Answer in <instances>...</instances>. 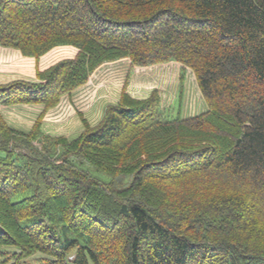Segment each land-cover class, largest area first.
<instances>
[{"label":"trees","instance_id":"16d2710c","mask_svg":"<svg viewBox=\"0 0 264 264\" xmlns=\"http://www.w3.org/2000/svg\"><path fill=\"white\" fill-rule=\"evenodd\" d=\"M0 46L78 50L0 85V104L43 106L29 132L0 117V264H264V0H0ZM123 58L180 63V90L190 69L206 110L122 92L73 139L42 131Z\"/></svg>","mask_w":264,"mask_h":264},{"label":"rangeland","instance_id":"374dc122","mask_svg":"<svg viewBox=\"0 0 264 264\" xmlns=\"http://www.w3.org/2000/svg\"><path fill=\"white\" fill-rule=\"evenodd\" d=\"M61 47L57 49V54L59 55L58 60L53 59L52 64L61 60V59H70L73 58L76 53L77 49L73 46ZM20 52V51H19ZM46 54V53H45ZM44 55V54H43ZM41 57V56H40ZM29 59L28 61L25 60L24 62L19 61L20 63L14 67L13 65L12 70H10V74L7 71L4 72L2 67H11L9 65L4 66L2 60L0 59V74L8 75L10 77H14L13 79L6 80L0 82L1 84H7L9 82L15 80H25V81H37L36 78V70H44L47 67L39 68L37 63L40 59ZM57 59V58H56ZM17 61V60H16ZM15 63V62H14ZM43 65V64H42ZM27 69H26V68ZM28 67H32L29 68ZM137 67H145L144 69L137 70ZM181 65H177L175 62L170 63H162V64H154L149 66H131L130 62L127 59H119L115 61L105 62L98 66L88 77L87 81L78 86L68 94L62 95L58 101V103L54 106L49 108L47 111L43 113L41 117V129L45 134H49L51 136H64L68 139L69 138L66 134L71 131V121L73 119L79 120L81 125H83V121H87L89 124V106L94 102L96 99H103L104 102L108 104L117 103L120 94L122 92H126L131 96L130 93L127 92V85L128 81L126 79H130L131 76L139 72L140 74H149L151 75L152 72H156L159 70L160 72L164 71L163 77L167 75L170 79L169 83L164 90L161 88L160 85H148L145 84L147 90L151 92L152 89H157L160 99H161V106L165 109V115L167 117H175L180 115L181 117L185 116H194L202 112V108L198 106V100L202 98L201 94H199V89L196 85L195 78L193 73L190 69H186L185 71V80L182 84V90H180L179 85V73L181 70ZM176 70V77L174 81V88L172 89V77L174 75V70ZM2 69V70H1ZM31 70V71H30ZM28 74V75H27ZM105 83V85H104ZM164 83V80H163ZM101 87V88H100ZM149 87V88H148ZM109 88V89H108ZM108 89V90H107ZM144 88L137 87V90L144 91ZM160 89V91H159ZM107 90V91H106ZM109 91H113V95ZM163 91L166 92V98L163 94ZM118 92L117 100L114 103H109L114 100L115 93ZM149 92V93H150ZM172 94H175L172 95ZM133 97V96H131ZM135 98V97H133ZM140 99V98H138ZM173 102L170 107H168V101ZM203 99V98H202ZM205 101L203 100V103ZM107 104V105H108ZM0 117L3 121L9 125L10 127L23 131L29 132L32 125L38 119L39 115L43 110V106L41 105L39 109L35 108V104H26V103H15L4 105L0 104ZM39 105V104H37ZM166 106V107H165ZM206 110V107L204 111ZM96 123V122H95ZM9 250H13L9 248ZM42 256L39 253H35L30 257L24 259L23 264H40V258ZM12 262L9 261L8 263ZM20 264V263H19ZM22 264V262H21Z\"/></svg>","mask_w":264,"mask_h":264},{"label":"crops","instance_id":"0c3cea01","mask_svg":"<svg viewBox=\"0 0 264 264\" xmlns=\"http://www.w3.org/2000/svg\"><path fill=\"white\" fill-rule=\"evenodd\" d=\"M61 47H63V46L54 47L51 50H49L48 52H46V54L42 55L40 57V59L38 60V63H37L38 67L40 69L43 68V67H47L48 65H50L52 63L53 59H55V60L60 59L59 55L57 54L58 53L57 49L61 48ZM64 47L70 48L69 46H64ZM0 59L2 60V63L4 64V66H7V65L11 66V67H8V68L2 67L4 72L5 71L8 72L6 74H10V72H11L10 70H12V67H13V65L11 64L12 61H13L12 63L14 64V67H16V65L20 63L19 61L24 62L25 60L28 61L29 59H32V58L21 55V53L17 49L8 48V47H1L0 46ZM170 62L172 63L174 61H170ZM170 62H168V63H170ZM175 63L177 65H180V63H178V62H175ZM29 68H32V67H28V69ZM139 68L140 69H144L145 67H139ZM139 68L137 67V70H139ZM173 70H174V75L172 77L173 80L171 82L172 83V87L171 88L175 89L174 88V85H175L174 84V81H175L174 79L176 77V70H175V68H173ZM162 74H164V71L160 72L159 70H156V72H152L151 75H149V74H145L144 75V73L140 74L139 72H137L136 74L131 76L130 79L128 80L127 92L130 93L131 96H133L135 98H146L149 95L150 91L145 89L146 88L145 84H148V85H152V84L160 85L161 88L164 90V87H166L167 84H170L169 83L170 79L167 77V75L165 77H163ZM13 78H14L13 76L10 77L8 75L0 74V82L6 81V80H10V79H13ZM163 80H164V83H163ZM104 85H105V83H104ZM137 87H140V88L142 87L145 90L144 91H139V90H137ZM159 91H160V89H159ZM109 93H111V96L113 95V91L112 92L109 91ZM163 94L165 95V98H166V92L165 91H163ZM114 95H115L114 100L109 102V103H114V101L117 100L118 92H116ZM172 95L175 96V94H172ZM100 98L101 97L99 96V99H96L89 106L90 108H89V111H88V113H89L88 118H89L90 123L94 124L95 122H97L101 118V116L103 115V111H104L105 107L108 104L107 102H104V100L100 99ZM172 102H173V99H171V101H168V104H167L168 107L171 106ZM34 106L38 110L41 105L40 104L39 105L35 104ZM198 106L200 108H202V111H204V109L206 107V104H205V102L203 103V99L202 98H200V100H198ZM70 126H71V131L68 132L69 134H66L69 138L77 137L80 134V132L82 131V129H83V126L81 125L79 120H76V119H73L71 121V125Z\"/></svg>","mask_w":264,"mask_h":264}]
</instances>
